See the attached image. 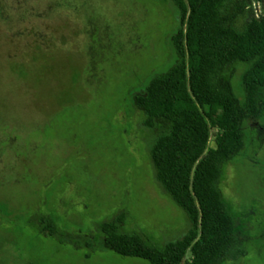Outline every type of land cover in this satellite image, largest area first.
Here are the masks:
<instances>
[{
  "label": "rangeland",
  "instance_id": "obj_1",
  "mask_svg": "<svg viewBox=\"0 0 264 264\" xmlns=\"http://www.w3.org/2000/svg\"><path fill=\"white\" fill-rule=\"evenodd\" d=\"M232 1L238 24L264 15V0ZM184 22L170 0H0V264H150L105 247L99 225L122 211L125 232L183 238L132 100L174 63ZM244 68L225 73L241 100ZM241 132L220 187L246 254L222 264H264V106Z\"/></svg>",
  "mask_w": 264,
  "mask_h": 264
},
{
  "label": "trees",
  "instance_id": "obj_2",
  "mask_svg": "<svg viewBox=\"0 0 264 264\" xmlns=\"http://www.w3.org/2000/svg\"><path fill=\"white\" fill-rule=\"evenodd\" d=\"M170 1L185 19L171 38L175 61L132 102L156 134L151 148L156 180L191 226L182 239L163 245L123 231L124 211L99 227L105 247L122 256L150 264H222L246 254L220 179L223 165L242 148L243 121L264 106L258 98L264 88V15L238 24L244 1ZM236 63L245 64L243 100L225 77ZM210 128L218 130L214 148L208 147Z\"/></svg>",
  "mask_w": 264,
  "mask_h": 264
}]
</instances>
